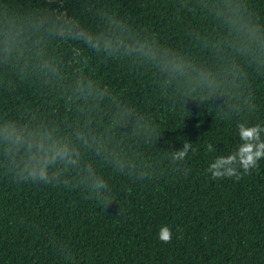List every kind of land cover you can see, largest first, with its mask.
Returning a JSON list of instances; mask_svg holds the SVG:
<instances>
[{
	"label": "trees",
	"instance_id": "trees-1",
	"mask_svg": "<svg viewBox=\"0 0 264 264\" xmlns=\"http://www.w3.org/2000/svg\"><path fill=\"white\" fill-rule=\"evenodd\" d=\"M194 2L60 0L63 10L94 32L107 31L109 20L119 17L131 27L149 29L153 38L189 59L216 67L217 51L204 41L214 43L223 32L212 17L190 11ZM24 6L38 5L24 0ZM250 7L264 22V0H251ZM47 54L59 66L50 83L0 69V79L15 81L10 90L0 87V115L39 110L76 122L78 105L73 103L69 113L64 102L76 100L74 88L93 77L157 124L161 136L132 145L152 171L144 180L96 163L114 200L108 209L80 188L17 185L0 174V264H264V159L239 181L214 180L206 171L217 156L241 143L238 122L264 123V69L231 58L243 64L242 87L252 90L257 107L250 115L224 120L217 108L226 97L204 104L189 100L184 107L175 86L165 91L161 74L150 65L108 61L67 40L50 42ZM185 141L196 149L184 162L187 175L175 171L165 153L182 149ZM207 143L216 151L207 152ZM165 225L173 232L170 243L158 239ZM60 244L71 259L58 251Z\"/></svg>",
	"mask_w": 264,
	"mask_h": 264
},
{
	"label": "clouds",
	"instance_id": "clouds-1",
	"mask_svg": "<svg viewBox=\"0 0 264 264\" xmlns=\"http://www.w3.org/2000/svg\"><path fill=\"white\" fill-rule=\"evenodd\" d=\"M28 4L38 6L25 7L24 0H0V69H12L20 79L35 75L50 83L58 77L59 66L47 49L52 41L67 40L103 54L108 61L150 65L161 74L165 91L175 86L184 107L189 100L204 104L226 97L217 108L224 120L250 115L257 107L252 90L246 92L242 87L247 79L243 64L231 59L242 58L264 69V22L254 18L251 0H195L190 9L212 17L223 32L214 43L204 41L217 51L216 67L189 59L153 38L149 29L131 27L119 17L109 20L107 31L94 32L63 10L60 0H28ZM0 87L10 90L15 81L0 79ZM73 91L76 100L65 101L63 106L71 113L72 104L78 105L76 122L39 110L0 115V174L17 185L80 188L108 209L114 200L96 163L144 180L152 171L146 170L144 156L132 145L140 141L150 144L161 135L158 137L157 124L93 77L87 83L81 80ZM236 129L241 141L237 149L217 156L206 170L214 180L239 181L264 159V123L251 124L245 119ZM195 151L185 141L182 149L165 153L173 169L187 175L190 170L183 165ZM206 151L212 153L216 148L207 143ZM172 238L170 226L159 229L162 243H170ZM58 251L71 259L65 245L60 244Z\"/></svg>",
	"mask_w": 264,
	"mask_h": 264
}]
</instances>
